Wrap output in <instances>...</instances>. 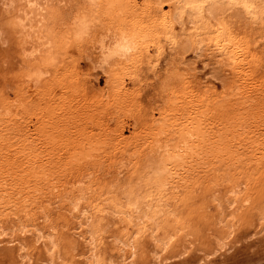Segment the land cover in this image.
Returning a JSON list of instances; mask_svg holds the SVG:
<instances>
[{"label":"rangeland","instance_id":"obj_1","mask_svg":"<svg viewBox=\"0 0 264 264\" xmlns=\"http://www.w3.org/2000/svg\"><path fill=\"white\" fill-rule=\"evenodd\" d=\"M30 1L0 0V182L5 192H30L43 199L37 198L31 218H0V226L11 232L0 238V264H46L41 242L26 232L35 227L56 241V261L87 264L88 231L99 238L103 257L119 261L111 243L122 235L130 217H113L110 209L122 210L127 193L142 207L146 195L167 182L160 170L166 158L162 145L170 150L178 142L171 125L182 122L189 106L203 112L194 119L198 135L191 142L193 153L183 154L192 155L195 164L184 174L183 185L172 190L169 182L171 186L162 187L167 206L161 229L178 226L180 231L173 251L160 264H264V229L260 231L259 224L264 213V22L250 25L244 19L234 27L230 24L231 37L239 45V59H234L238 66L228 54L210 57L207 49L201 55L192 50L181 54L160 39L161 53H153L151 46L148 55L136 54L131 68L113 83L111 74L120 71L100 67L101 53L91 44L98 33L107 26L115 32L117 28L105 25L108 21L114 26L125 23L147 37L141 43L147 46L158 34L160 12L166 11L178 38L193 27L185 20L180 25L172 20L174 0H116L112 8L100 6V0L96 6L90 0ZM31 6L41 13L36 31L51 42L37 58L22 53L29 44L23 45L19 19ZM83 11L89 15L92 37L78 41L69 28ZM53 53L37 82L23 79L35 59ZM157 132L159 142L150 148L148 139ZM64 189L69 191L65 199L52 197ZM69 196H81V206L90 211L80 216V226L75 223L79 218L66 211ZM27 220L31 226L25 233L15 229ZM19 243L24 250H19ZM137 244L138 258L142 255L141 264H147L146 229ZM182 244L187 249L179 255Z\"/></svg>","mask_w":264,"mask_h":264},{"label":"bare ground","instance_id":"obj_2","mask_svg":"<svg viewBox=\"0 0 264 264\" xmlns=\"http://www.w3.org/2000/svg\"><path fill=\"white\" fill-rule=\"evenodd\" d=\"M28 1L32 2L30 0H28ZM116 3H117L116 0H100V6H108V8L109 7L112 8V6L114 7ZM30 4H29V6H30ZM174 4H175V12L172 14V20L176 24H179V25L181 24V21L185 20L188 25L193 27V30H191L189 33L181 34L178 38H174V35H173L174 25L172 24L171 20L169 19V15L166 11H163V12L159 11L162 14L160 15L161 19H159V22L157 24V25H159L158 26V28H159L158 34L156 35L155 39L153 38L154 40L149 39L152 41V42L149 41V43L151 42L152 44L149 45V43H147L148 45L147 46L144 45L145 47L144 46L142 47L141 43H142V39H143V41L145 39L147 40V37L143 38L144 35H143V37H140L142 34H139L140 36L137 35V33H135L134 30H132L131 28H127V26H125L126 25L125 23H122V24H124V25H122L121 23L118 24L116 22L117 23V25H116L115 22L113 21L115 26H116L115 27L111 21H108L105 25L106 26L112 25L113 26V28L111 27L112 30L117 28L115 30V32L114 31L111 32L109 29H107V27H110V26L106 27L105 25H103L106 28L103 31L100 30L102 32L98 33L96 40H94L95 42L93 40L91 41V42L96 43V45H94V43H91V42L90 43L92 44V46L95 50H98L101 53L99 60H98V61H100L99 64H101L100 67H102V65H104V66H108L109 68H115V71L116 70L120 71L119 73L115 72L114 76L111 74V78L113 79V83L117 82V80L122 78V75H124V72L127 69L131 68V67L129 68V66L132 64V59L136 56V54H137V56L140 54L148 55L149 50H150L149 48L151 46H153V48L155 50V51H153V53L154 52H157V54L161 53L160 43H159L160 39L163 40L164 43L167 44V46L169 45L168 46L169 49L178 50L181 54L185 53L186 50H192L195 54H198L200 52V55H201V53H203L202 51L207 49L209 52L208 51H204V52L206 54H207V52L211 53V54H209V55H211L210 57L215 56L214 53H218L220 55L218 57H222L223 55L228 54L226 56L228 57L230 55L233 58L232 61L234 62L235 61L234 59H239V57H238L239 51L237 48L239 45L231 37V32H229L231 25L236 21H242L244 19H247L249 21L248 22L249 24L251 23L254 25H257V24L264 22V0H174ZM117 5L119 6V4H117ZM35 10H38V8L36 6L35 7L31 6L30 9H25V12H23L24 11V9H23L22 12L24 14H22V17L19 19L21 32L23 34V45L29 44V46L27 48L24 47V49H23L22 53L24 55L30 54V55L34 56L36 54H39V53H41L43 47H45V48H47V46L50 47V44H51V42L49 40H44L43 37L41 35H39L41 33L38 32V29L36 31V27H38L37 25H39L38 23L41 22L42 18H39L41 16L40 11L38 10V12H35ZM121 11H122V9H121ZM149 11H150V9H149ZM148 17H150V16H148ZM151 17H153V16H151ZM151 17L148 19H151ZM153 20H155V19L152 18L151 21H153ZM77 21H79L80 24L87 30L86 36L92 37V36H89V34H90L89 30H88V28H89L88 27L89 15L86 11L78 12L76 17H74V20L71 24V27L69 28V34L76 37V23H77ZM155 21H153V22H155ZM234 25L235 24H233L232 27H234ZM100 31H98V32H100ZM86 36H84V37H86ZM145 36H146V34H145ZM21 38H22V36H21ZM92 39H94V38H92ZM130 41L133 43V45L135 47V51L130 56L121 59L119 56L113 55V53L118 49L119 50H125ZM24 46H26V45H24ZM52 47H53V45H52ZM89 49H92V48H89ZM51 51H52V49H51ZM46 52L49 53V50H46ZM50 54H51V52H50ZM50 54H46L43 58L39 57L40 59L34 58L35 61H37V62H35V64L33 63L34 65L30 64L31 67H28L27 70L25 69L26 72H24V74H23V79L25 78L28 81L31 80L33 82H37V80L43 74L46 73L45 66H49L50 63L52 62V60L54 59V57H53L54 53L52 56ZM212 54H214V55H212ZM37 57L38 56L36 55V58ZM220 59H222V58H220ZM133 60H135V59H133ZM226 60H228V59H225L224 62H226ZM229 60H230V58H229ZM229 60H228V62H226L227 63L226 65L229 64L230 68H232L231 66L233 64H237V62L236 63L232 62L233 64H230L231 61L229 63ZM237 66H238V64H237ZM234 69H236V68H234ZM232 74H233V72H232ZM119 83L121 84L122 82H119ZM23 84H25V82H23ZM115 85H116V83H115ZM116 86H119V84ZM189 107H190V109H189V111L187 110V112L185 113V116H184L185 118L183 117L184 119L182 120V122H178L175 120L171 125L172 127L174 126L173 128L171 127V131L173 132L172 133L173 137L175 136L176 138H178V140H177L178 142L176 141L177 143H175V145L173 143L174 147L170 150L167 149L168 148L166 146L167 144L165 146L162 145V148H164L162 150V152H163L162 157H164V155H165L166 158H164L165 160L163 159L164 161L160 162L161 163L160 170H161V172L164 171L167 174V175H165V176H167L166 177L167 182H165L164 184L163 183L161 184V183H158V181H157V183L160 186L159 187L160 189L158 191L156 190V192H154L153 194H151L152 192L148 193L146 195V197L142 200V207H139L136 204L135 200L133 198H131L132 196L130 197V195L127 193V194H124V196L122 197L123 202H124L122 210L121 209L117 210L114 206H112L113 208L110 209L111 215H113V217L114 216L121 217L122 214H126L130 217L128 224L124 225V227H123L124 229L122 231V235L116 236L115 238H113L112 243H111L113 248L116 250V252L118 254L117 257H120V260L115 262L114 260L110 259L111 257L110 258L103 257L101 254V251H100V245L98 243L99 238L95 237L96 235H94L91 231H88L86 236L83 234V236H85L84 240H86L85 245L87 246L88 253H89L87 256V261H86L87 264H141L140 261L142 260L143 257H142V255H140V257L138 258V254L140 251L138 250L137 241H138L139 237L142 234H144L145 229H146V235L148 237L149 244H150V248L148 251V252H150L149 253L150 256H149V260L147 259V261H148L147 264H160L161 262H163V260L165 261L167 259L168 254L173 251L172 247L175 244L176 237L179 234L178 231H180V228L178 226H174L171 229H167V228H164V226H163L164 229H161L162 224H163L162 215H163V212L165 211V208H166L165 207L166 204L164 201L165 200L164 197L166 196L165 195V189H162V187L166 183L170 185L169 182L172 183V186L170 185L172 188L175 186H178V185H180V186L183 185V183H185L187 181V176L185 177L184 174H186V172L192 170L193 167H191V166H194V164H195V163L193 164V162L191 163V156H192L191 154H189V155H191V156H189V158H187L186 154L185 155H183V154L186 153L188 150L193 149V147L191 146V144H192L191 142L193 141V138H195L196 135H198L197 130H196L197 124H195V123H197V120H195L196 122H194V119H197L195 117L196 114H203V112L198 113L199 109L197 108V106L196 107L189 106ZM195 108H197V109H195ZM194 109L197 110L198 112H196ZM179 117H180V115H179ZM179 117H177V118H179ZM201 124H200V126H201ZM176 134H177V136H176ZM159 136L160 135L158 132L151 135V138L148 139L149 140L148 141L149 147H150V145L153 146L152 142H154V141L159 142V139H157V140L155 139V138H158ZM153 147L155 148V145ZM191 153H193V152L191 151ZM180 157L183 158L182 162H181ZM176 158L180 159V161L177 162ZM175 162H177L178 165L177 164L174 165L173 163H175ZM194 162H196V160ZM179 164H181L182 167L179 166ZM177 167L181 170L183 169L181 172H184V173L181 174ZM192 177H194V176H192ZM170 186L166 190L171 191L172 188L170 189ZM149 188H152V185ZM174 189L175 188H173L172 190H174ZM64 190H63V192L61 191L57 194L55 193V195H53V194H51V195L53 198H55V199L57 198L56 200H59V199L61 200L63 198L65 199L64 195L66 194L67 191L66 190L64 191ZM68 192H67V194H68ZM175 192H176V190H175ZM25 193H27V194L24 195L23 193L20 194L18 192L17 194L13 195L9 191L5 192L4 187L1 185V182H0V218H1V220L4 218H5L4 220L10 219L9 218L10 215H14L16 217V219H18L19 215L27 216V218H31L30 216L34 215L33 209L37 208L36 207L37 206L36 200H37V198H41V196L40 197H34L33 195H31L30 192H25ZM71 194H72V191H71ZM41 195H44V194H41ZM42 199L43 198H41V201H42ZM81 199H83L81 196L74 197V198H71L69 196V199H66V200H70V203H71V205L70 204L68 205L69 208L66 211H69L70 214H73V218H79V220L77 219L78 221L75 222V223L79 224V225L77 224L78 226H80L81 221H82L80 219V216L82 215V217H83L87 213V211H89V209H87V207L81 206ZM37 204H38V200H37ZM39 205H40V202H39ZM97 205H98V203L95 204V206H97ZM66 206H67V204H66ZM95 206H92V207L94 208ZM59 207H61V206H58V208ZM40 208H42V207L40 206ZM93 208H91V210ZM102 208H103V206H102ZM62 209H64L63 211H65V208H62ZM97 209H98V207H97ZM75 211H76V213H74ZM29 212L31 213V215ZM120 213H122V214H120ZM83 218H85V217H83ZM259 219L261 220V222H259V224L261 226L260 227V231H261L264 229V213L260 214ZM29 220H31V219H29ZM29 220H27L25 223H22V222L19 223L15 229L20 231V232L26 231L28 226L29 227L31 226ZM27 222H29V223H27ZM25 228H26V230H25ZM28 231L29 232L31 231V233L33 232L36 242H41L40 244L42 246V249H44V252L46 253V257H47L46 264H65L62 260H61L62 262H59L60 259H59V261H56L60 257H59V255H57V251L54 250L56 248L57 244L55 243L56 241L52 238L51 235L44 234V232L41 231V229H39L38 227H35L33 231L28 228V230L26 232H28ZM85 231H87V230H85ZM4 234L11 235V232L7 233V227L5 228V227L0 226V238H2V236ZM98 234H97V236H98ZM182 237H184L183 234H182ZM18 247H19L20 251L24 250L23 244L19 243ZM186 247H188V245H186ZM186 249H185V245L182 244L180 251H179L180 252L179 255L181 253H185ZM23 255H24V253H23ZM19 256H21V255L19 254ZM137 258H138V260H137Z\"/></svg>","mask_w":264,"mask_h":264},{"label":"clouds","instance_id":"obj_3","mask_svg":"<svg viewBox=\"0 0 264 264\" xmlns=\"http://www.w3.org/2000/svg\"><path fill=\"white\" fill-rule=\"evenodd\" d=\"M90 4L92 6H96V0H90ZM90 23L88 24V27H90ZM87 35V30L80 24L79 21L76 23V39L82 40L84 36ZM135 51V47L133 43L130 41L128 43V46L125 50H116L113 55L119 56L121 59L130 56Z\"/></svg>","mask_w":264,"mask_h":264}]
</instances>
